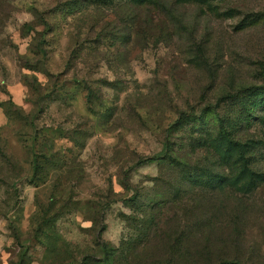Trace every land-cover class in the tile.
Returning <instances> with one entry per match:
<instances>
[{
    "label": "rangeland",
    "instance_id": "1",
    "mask_svg": "<svg viewBox=\"0 0 264 264\" xmlns=\"http://www.w3.org/2000/svg\"><path fill=\"white\" fill-rule=\"evenodd\" d=\"M184 248L264 264V0H0V264Z\"/></svg>",
    "mask_w": 264,
    "mask_h": 264
},
{
    "label": "trees",
    "instance_id": "2",
    "mask_svg": "<svg viewBox=\"0 0 264 264\" xmlns=\"http://www.w3.org/2000/svg\"><path fill=\"white\" fill-rule=\"evenodd\" d=\"M170 159H174V158L172 157ZM106 248L107 247H105V250H106ZM185 250H186V248H184L183 251L181 252V256H180L181 260H180V262H178V264H187L188 261L191 262L192 259H195L196 255H198L196 253V254L191 255V257H190V255ZM108 256H109V253L107 252V257H105V259H104L105 263L108 262ZM200 257H201V260H209L208 259V252L204 251V254H202V256H199V258ZM209 264H237V263H235L233 260H227L226 258L220 257V258H216L213 262H210Z\"/></svg>",
    "mask_w": 264,
    "mask_h": 264
}]
</instances>
